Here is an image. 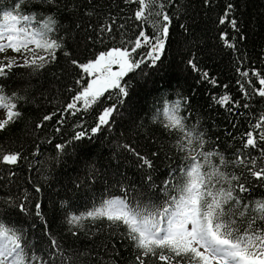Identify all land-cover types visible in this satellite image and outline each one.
<instances>
[{"label":"trees","instance_id":"1","mask_svg":"<svg viewBox=\"0 0 264 264\" xmlns=\"http://www.w3.org/2000/svg\"><path fill=\"white\" fill-rule=\"evenodd\" d=\"M12 18L48 45L0 70V237L17 264H209L108 210L122 199L155 226L198 179L203 223L264 257V0H0ZM114 49L132 69L84 98L83 65Z\"/></svg>","mask_w":264,"mask_h":264},{"label":"rangeland","instance_id":"2","mask_svg":"<svg viewBox=\"0 0 264 264\" xmlns=\"http://www.w3.org/2000/svg\"><path fill=\"white\" fill-rule=\"evenodd\" d=\"M42 36V31L36 29L34 25L15 28L13 24H8L0 28V70L11 65L38 63L46 58L47 38L44 39ZM83 68L90 75V86L83 97L89 98L92 95L95 98L107 89L118 85L120 79L132 69V63L126 51L114 49L108 55L84 64ZM11 114L12 110L0 103V128L8 121ZM186 202L188 206L172 214L170 220L158 231L143 230L146 238L148 240L173 239L185 247L197 249L210 259L212 264H226L220 253L230 250V247L223 246L221 242L209 236L208 231L199 234L196 203L194 199ZM114 211L120 213L117 209ZM231 251L235 253L233 249Z\"/></svg>","mask_w":264,"mask_h":264},{"label":"bare ground","instance_id":"3","mask_svg":"<svg viewBox=\"0 0 264 264\" xmlns=\"http://www.w3.org/2000/svg\"><path fill=\"white\" fill-rule=\"evenodd\" d=\"M198 231V230H197ZM208 231L211 233L210 229L208 228ZM201 237V236H200ZM202 238V237H201ZM224 246L230 247L231 244H229V242L227 241H220ZM232 247V246H231ZM226 251V250H225Z\"/></svg>","mask_w":264,"mask_h":264}]
</instances>
